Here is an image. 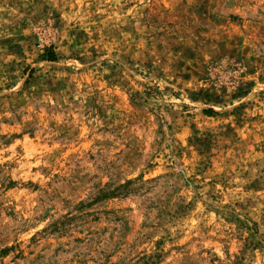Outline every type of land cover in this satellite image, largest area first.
<instances>
[{
    "label": "rangeland",
    "instance_id": "374dc122",
    "mask_svg": "<svg viewBox=\"0 0 264 264\" xmlns=\"http://www.w3.org/2000/svg\"><path fill=\"white\" fill-rule=\"evenodd\" d=\"M0 264H264V0H0Z\"/></svg>",
    "mask_w": 264,
    "mask_h": 264
}]
</instances>
